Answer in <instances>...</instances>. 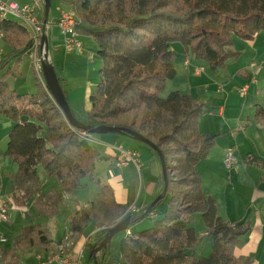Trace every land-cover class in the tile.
Listing matches in <instances>:
<instances>
[{
    "label": "trees",
    "instance_id": "trees-1",
    "mask_svg": "<svg viewBox=\"0 0 264 264\" xmlns=\"http://www.w3.org/2000/svg\"><path fill=\"white\" fill-rule=\"evenodd\" d=\"M58 1L77 11L76 29L93 39L101 60L97 85L88 98L90 111L85 119L70 109L72 115L92 128L119 127L141 134L159 148L166 167L168 209L155 218L163 199L158 201L144 217L154 216L152 226L140 232H131L130 227L144 219L141 216L164 186L157 154L149 148L159 163L160 188L145 207L126 213L128 208L115 201L112 188L100 187L105 219L114 225L132 216V222L116 248L111 241L96 255V264H254L251 256L234 255L235 245L251 230V223L227 224L216 201L202 189L197 165L218 137L198 131L204 104L178 91L161 95L177 74L173 43L213 72H221L241 55L231 50L234 38L251 42L264 32V0ZM1 28L8 52L0 59V116L16 121L7 132L3 153L17 168L10 175L13 202L19 207L31 203L35 214L50 221L60 214L65 196L82 189L83 179H93L96 163L104 158L95 146V135L67 123L37 74L33 94L11 89L7 79L19 76L18 67L32 53L33 40L17 22L4 23ZM58 80L66 98L64 79ZM21 117L26 121L18 122ZM254 120L264 124V90ZM39 166L47 178L58 182L56 188L42 190ZM134 200L133 182L130 203ZM197 215L212 241L209 257L196 255L203 242L191 227ZM111 227L100 219L92 202L70 218L66 232L71 247L82 237H90L83 250L84 264H94L89 253ZM60 239L56 245L64 234ZM53 244L46 226L25 225L11 247L3 250L2 259L19 264V253L35 248L51 253Z\"/></svg>",
    "mask_w": 264,
    "mask_h": 264
},
{
    "label": "crops",
    "instance_id": "crops-1",
    "mask_svg": "<svg viewBox=\"0 0 264 264\" xmlns=\"http://www.w3.org/2000/svg\"><path fill=\"white\" fill-rule=\"evenodd\" d=\"M62 8L59 10V15ZM81 38H84V43L82 41L81 43L88 47V36L80 35ZM171 50L175 58L177 74L173 80L168 81L165 90L168 93L178 91L181 94H189L203 103L205 108L198 119V131L201 135H218L216 145L209 151L207 157L197 165L202 189L206 195L216 201L219 215L227 224L251 223V230L248 234L241 237L235 245L234 255L236 257L251 256L254 259V264H264V124L254 120L255 106L263 101L264 32L258 33L254 41L251 42L234 38L231 50L240 52L241 55L238 60L229 62L221 72H213L204 62L194 59L191 55L184 54L183 47L178 43H173ZM73 53L77 57L88 59V50H82V53ZM48 56L52 63L49 52ZM97 60L100 59L97 57ZM252 64L254 67H251ZM82 75L84 76V72ZM60 78L64 79V90L70 109L77 117L85 119L91 108V105L86 102L90 96H88V90L85 87L86 79L74 82L70 76ZM21 85L22 83L18 82L13 88L18 94L34 93L21 92L19 90ZM244 86L247 87L246 92L240 93V89ZM24 121H26V117H21L18 120V122ZM15 122L0 116V142H3L5 147L7 132ZM130 139L120 135L105 139L110 142L111 148L106 150V156L101 154L104 161L112 159L115 163L116 148L123 149L122 145L126 146V144L132 147L129 151L136 154L135 151L137 150L133 149L136 145L126 141ZM4 151L0 148V196L8 204L10 219L7 223L0 224V230L6 239L5 243H0V264H8V261L2 259V252L11 247L12 240L19 234L21 228L25 225L37 224L42 219L32 211L31 203L19 207L13 202L10 175L14 174L17 168L7 157L3 156ZM141 151L144 158L147 155V151L144 149ZM227 153H231L234 159L229 168L224 165ZM151 159L150 155L147 158L148 162ZM138 165L140 167L139 161ZM132 166L128 165L124 168H131ZM5 170L7 171L5 172ZM109 173V183H99V185H112L110 187L113 190L115 201L119 205L124 206L134 178H116L112 171ZM159 174L160 170L156 176L155 184L148 188L149 196L152 195L153 197L157 191L156 183ZM3 179H6L5 183ZM84 180L88 183L87 178L82 180L83 190L88 187ZM92 180V183H95L99 179L95 176ZM46 183H49V179H46ZM40 185L43 191L58 186V184L50 183L45 188L41 182ZM75 196L76 192L73 195L64 197L60 213L68 211V215H64L60 220L56 216L48 222L47 228L54 241L52 252L45 253L37 248L25 250L18 255L19 263L55 264L52 260L56 251L55 243L61 240L60 238L63 234L64 237L68 236L66 231L64 232L61 228L56 230V227L65 219H68L69 222L70 218L79 211L80 207L88 203V201L79 203ZM166 199L165 203H163L165 205L161 204L158 207L155 218L164 215L168 209L169 196H166ZM150 200L145 197L141 204L136 206L133 204L128 207L126 213L134 212L139 207H145ZM89 201L91 202V200ZM195 231L198 236L203 238L201 250H198V247L196 255H210L212 241L206 236L205 228H201L200 232L198 230ZM85 239L82 237L76 244L75 249L78 250L82 244L81 240ZM202 247L206 248L202 249ZM37 256H40L41 260H38Z\"/></svg>",
    "mask_w": 264,
    "mask_h": 264
},
{
    "label": "rangeland",
    "instance_id": "rangeland-1",
    "mask_svg": "<svg viewBox=\"0 0 264 264\" xmlns=\"http://www.w3.org/2000/svg\"><path fill=\"white\" fill-rule=\"evenodd\" d=\"M36 1L41 4V10L43 13V5H42L43 2L40 0H16V2L20 5H23V4L33 5L34 2H36ZM50 3H51V6L49 9V15H48V20H47V24H46V33H47L46 38L49 42L48 52H49V55L51 57L52 63L54 65V70L56 72V75H58V78L63 77V76L67 78L68 76H70V78H72V81H74V82H76V81L79 82L82 79H84V80L86 79L87 82H86L85 87L88 90V96H89L93 92L95 86L97 85L98 72H99V69L101 68V62H100V60H97V56H95L96 55L95 53L97 50L96 44L92 38L88 37V47H87V45L81 43V41L82 42L84 41L83 40L84 38L80 39V35H79L78 39L82 45V50H86V51L88 50V59H86V58L82 59V57H77L73 52H66L63 48V45H62V36L56 27V20H57L58 15H59V10L61 9V7H63L61 11H67V10L74 11L76 14L78 22H80L79 17H78V13L71 6L64 4V3H61L58 0H50ZM6 51H7V45L5 44L4 41L0 42V53H1L0 59H2L5 56V54L8 52V51L7 52ZM18 70L20 72L19 76L9 77L7 79L8 83L10 84L11 89L15 88L16 83L21 82L22 85L19 89L21 92H23V93L35 92L36 91V88H35L36 71L34 70L32 54H28L22 58V61L18 67ZM83 72H84V76L82 75ZM37 80H39V79L37 78ZM167 94H168V92H167V90H165L162 93L161 97L163 98ZM86 102L88 103V105H90L89 100L88 101L86 100ZM112 136H117V135L116 134H106V135H95L94 136L95 146L98 149V151L104 156H106V150L111 148L110 142H107L105 139H109V137H112ZM0 138H1V135H0ZM6 140H7V138L5 139V142H6ZM126 141H130L129 143L136 145V147L133 149L137 150L135 152L137 154V158H138V161L140 164L139 170H137L134 166H132L131 168H122V167L117 166L113 162L112 159L108 160V161H104V159H103V160L96 163L95 170L93 171L94 176L92 175L93 177L96 176L97 179H99V180L96 181L95 183H92L93 180H90V181L88 180V183L86 180H84V183L88 184V187L85 190L79 189L78 191H76L75 197L79 201V203H84V202L88 201V203L85 205V206H87L90 203L89 200H91V202L99 210L100 219L104 220V222L107 226H113V224L111 222L107 221L103 215V213L105 211V206H104L102 197L99 195V191H100V187H101L99 185V183H101V184H108L109 183L108 182V180L110 178L109 172L112 171L116 178H123V179L134 178L133 182H134L135 200L130 203L131 190H129V196H128L127 202H126V204H124V206H126V208H128L133 204H135V206L141 204V202L143 201V199L145 197L147 198V200H150V198H152V195L149 196V189L148 188L151 185L155 184L156 176L160 170L156 155L149 149V147H147L143 143L136 142V141L131 140V139L126 140ZM120 145H121V143H120ZM122 146H123L122 147L123 150H126V151H129V149L132 148L128 144H126V146L125 145H122ZM137 147H139V149H137ZM0 148L3 151L6 149L5 144H3V142H0ZM142 149L147 151V155L144 156V158H143L142 153H141ZM130 152H132V151H130ZM150 155H151L152 159L150 162H148L147 158ZM2 171H3V169H2ZM6 171L7 170H5V172ZM37 173H38V177L40 178V182L44 185L45 188H47L48 184H50V183L51 184L55 183L57 185L58 182L55 179H49L46 177L45 172L41 166L38 167ZM160 174L157 178V183H156L157 189L160 188V186H159ZM46 179H49V183H46ZM5 180L6 179H3V182ZM110 186H112V185H110ZM146 194H148V195H146ZM166 200L167 199L165 197L161 204L165 205L163 203H165ZM81 207H83V206H81ZM64 215L65 216L68 215V211H66L65 213H64V211L62 213H60L58 215L57 219H59V220L62 219L64 217ZM152 217L153 216L146 217L143 220H141L140 222H138L137 224L131 226L130 231L131 232H140L142 230L150 228L152 226V222H153ZM63 221L58 224V226L56 227V230L58 228H61L64 232L67 231L68 219H65ZM48 222L49 221L47 219L42 218V219H40V221L37 224H41V225L47 227ZM191 227H193L195 230H198V232H200L201 228L204 227L203 221L199 215L196 216V219L192 223ZM67 234H68V232H67ZM124 235H125V231L120 232L119 234L114 236V238L112 239V245L114 248L117 247L120 239ZM84 238H86V237H84ZM81 243L82 244L78 250L75 249L76 248L75 246L70 247L68 254L69 255H75L76 253L79 252V250H84V248L87 245V240L86 239L83 241L81 240ZM203 248H206V247H202V249ZM198 250H201V246L198 248ZM74 252H76V253L74 254ZM201 256L209 257L210 255L207 254V255H201Z\"/></svg>",
    "mask_w": 264,
    "mask_h": 264
},
{
    "label": "built area",
    "instance_id": "built-area-1",
    "mask_svg": "<svg viewBox=\"0 0 264 264\" xmlns=\"http://www.w3.org/2000/svg\"><path fill=\"white\" fill-rule=\"evenodd\" d=\"M10 21L17 22L24 27L32 38L33 47L31 54L33 56L34 70L42 85L45 86L44 80L40 74L41 60L44 54V51L40 50V46L43 35H46V26L43 21L41 4L36 1L33 5H20L16 0H0V42L4 40V31L1 26ZM77 24L78 20L76 14L71 10L61 11L56 20V27L62 36V45L66 52L82 53V45L78 39L80 34L76 29ZM251 67H254V65L252 64ZM246 89V86L242 87L240 93L246 92ZM233 160L232 154L227 153L224 159V165L229 168ZM115 164L122 168L128 165H133L137 169L139 168L136 154L121 148H116ZM9 219L8 204L0 196V224L7 223ZM86 240L90 243V237L86 238ZM5 242L6 239L0 230V243ZM71 245L72 244L68 241V236H65L64 239L56 245V251L52 257L55 264H84L83 250H80L75 255L68 254ZM37 259L41 260L40 256H37Z\"/></svg>",
    "mask_w": 264,
    "mask_h": 264
},
{
    "label": "water",
    "instance_id": "water-1",
    "mask_svg": "<svg viewBox=\"0 0 264 264\" xmlns=\"http://www.w3.org/2000/svg\"><path fill=\"white\" fill-rule=\"evenodd\" d=\"M40 1L43 2V21H44V25L46 26L51 3H50V0H40ZM40 50L44 51L43 58L41 60V71H42V77L44 80L45 87L49 91L56 105L61 110L65 120L71 127L78 129L82 131L83 133L91 134V135H106V134H116L120 136L126 135L136 142L145 144L147 147L152 149L157 154L159 158V162H160L164 186H163L162 192L153 200V202L147 207L146 211L141 216V218H144L146 215L149 214L150 210L156 205V203L164 199L166 196L167 175H166V167H165V162H164L162 152L159 150L158 147H156L152 142L147 140L141 134L136 133L134 131H130L126 128L107 127V126H100V127L92 128L78 121L71 113L68 101L66 100L63 94V91L60 87L59 80L54 70V67L49 60L48 40L46 38V35H43L42 37ZM131 222H132V216H128L124 218L123 220L114 224L107 231L101 243L98 246L94 247L89 253V256L92 257L94 260V264H96V261H95L96 255L101 250L105 249L109 243H111L115 235L119 234L120 232L126 231L127 228L130 226Z\"/></svg>",
    "mask_w": 264,
    "mask_h": 264
}]
</instances>
